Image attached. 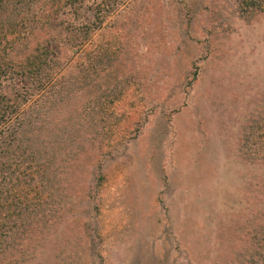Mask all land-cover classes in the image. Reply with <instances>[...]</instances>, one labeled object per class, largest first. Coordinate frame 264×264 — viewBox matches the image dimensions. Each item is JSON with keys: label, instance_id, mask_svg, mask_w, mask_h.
I'll return each mask as SVG.
<instances>
[{"label": "rangeland", "instance_id": "obj_1", "mask_svg": "<svg viewBox=\"0 0 264 264\" xmlns=\"http://www.w3.org/2000/svg\"><path fill=\"white\" fill-rule=\"evenodd\" d=\"M77 1L0 80V177L39 188L0 264H264V0Z\"/></svg>", "mask_w": 264, "mask_h": 264}, {"label": "trees", "instance_id": "obj_2", "mask_svg": "<svg viewBox=\"0 0 264 264\" xmlns=\"http://www.w3.org/2000/svg\"><path fill=\"white\" fill-rule=\"evenodd\" d=\"M263 0H240L239 13L260 7ZM79 3L77 0H0V80L11 79L7 69L18 68L17 75L34 78L45 66L49 52L44 45L54 37L49 26L62 7ZM103 3V0L100 2ZM100 5V4H99ZM99 5L97 9L99 10ZM99 22L100 18H96ZM80 25L76 29H80ZM63 48V47H62ZM61 48V49H62ZM65 49V48H63ZM42 71V70H41ZM6 87V86H5ZM4 88V87H3ZM5 95V94H4ZM0 96V120L2 108L12 105L13 95ZM16 95V94H14ZM4 106H1V105ZM1 144V142H0ZM12 179L0 177V208L20 209L39 190L37 183L28 186L31 174L26 166L12 169ZM1 224V223H0Z\"/></svg>", "mask_w": 264, "mask_h": 264}]
</instances>
